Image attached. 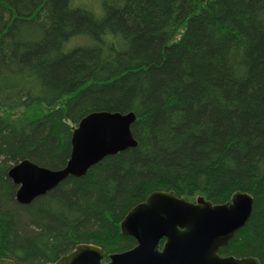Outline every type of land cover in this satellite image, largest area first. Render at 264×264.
<instances>
[{"label": "trees", "instance_id": "trees-1", "mask_svg": "<svg viewBox=\"0 0 264 264\" xmlns=\"http://www.w3.org/2000/svg\"><path fill=\"white\" fill-rule=\"evenodd\" d=\"M102 111L134 113L136 147L17 204L9 168H62L73 128ZM155 191L250 195L221 251L264 264V0H118L102 25L67 0H0V259L119 253L135 243L121 220Z\"/></svg>", "mask_w": 264, "mask_h": 264}, {"label": "water", "instance_id": "water-1", "mask_svg": "<svg viewBox=\"0 0 264 264\" xmlns=\"http://www.w3.org/2000/svg\"><path fill=\"white\" fill-rule=\"evenodd\" d=\"M135 119L132 112L89 113L72 130L69 157L62 168L51 170L29 160L12 165L7 177L17 187L16 203L29 205L69 177L85 176L103 158L136 147L130 132ZM252 204V197L240 192L222 204L202 197L189 202L172 192H152L120 222L121 234L136 245L109 255L107 264H259L253 257L217 256V250L247 223ZM103 256L101 248L79 244L54 264H101ZM0 264L14 263L0 259Z\"/></svg>", "mask_w": 264, "mask_h": 264}, {"label": "clouds", "instance_id": "clouds-1", "mask_svg": "<svg viewBox=\"0 0 264 264\" xmlns=\"http://www.w3.org/2000/svg\"><path fill=\"white\" fill-rule=\"evenodd\" d=\"M117 4L118 0H88L87 3H83L82 0H67L70 12L82 11L98 25L104 24L109 14V8L116 7Z\"/></svg>", "mask_w": 264, "mask_h": 264}, {"label": "flooded vegetation", "instance_id": "flooded-vegetation-1", "mask_svg": "<svg viewBox=\"0 0 264 264\" xmlns=\"http://www.w3.org/2000/svg\"><path fill=\"white\" fill-rule=\"evenodd\" d=\"M189 202H194V201H189ZM134 242H135V241H134ZM163 243H164V240H161L159 250H161V247H162ZM135 245H136V243H134V245L131 246L130 248L125 249V250H123V251H121V252H119V253H122V252L128 251V250L132 249ZM71 252H72V251H71ZM112 254H115V253H112ZM112 254H106V253L104 252V256H103V258H102V260H101V264H107V263L109 262L108 256H109V255H112ZM116 254H118V253H116ZM67 255H68V254H67ZM217 256H218L219 258H229V257H234V256H232V255H230V254H225V253H223V252L221 251V247L217 250ZM235 258H236V257H235Z\"/></svg>", "mask_w": 264, "mask_h": 264}, {"label": "rangeland", "instance_id": "rangeland-1", "mask_svg": "<svg viewBox=\"0 0 264 264\" xmlns=\"http://www.w3.org/2000/svg\"><path fill=\"white\" fill-rule=\"evenodd\" d=\"M83 3H87L88 0H82ZM76 43L75 40L71 41L69 44H67L66 49H70L69 47H71L72 45H74Z\"/></svg>", "mask_w": 264, "mask_h": 264}, {"label": "bare ground", "instance_id": "bare-ground-1", "mask_svg": "<svg viewBox=\"0 0 264 264\" xmlns=\"http://www.w3.org/2000/svg\"><path fill=\"white\" fill-rule=\"evenodd\" d=\"M103 159H104V158H103ZM103 159H102V160H103ZM58 184H59V183H58ZM58 184H57V186H58ZM54 188H55V187H54ZM54 188H53V189H54ZM53 189H52V190H53Z\"/></svg>", "mask_w": 264, "mask_h": 264}]
</instances>
